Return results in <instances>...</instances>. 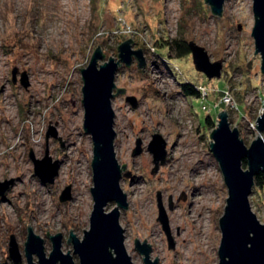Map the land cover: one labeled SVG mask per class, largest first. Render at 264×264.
Masks as SVG:
<instances>
[{
  "label": "rangeland",
  "instance_id": "rangeland-1",
  "mask_svg": "<svg viewBox=\"0 0 264 264\" xmlns=\"http://www.w3.org/2000/svg\"><path fill=\"white\" fill-rule=\"evenodd\" d=\"M222 7L218 16L204 0H0V182L14 179L0 199V264H13L11 236L21 256L18 264H27L28 224L43 239L47 255L52 243L46 231L60 232L62 251L71 253L69 229L80 239L82 229L89 228L93 143L83 132L79 68L98 45L105 61L117 59L118 45L128 38L134 49L143 50L146 66L138 68L133 59L128 67L120 64L115 75L116 88L137 98V106L123 94L114 95L111 103L114 152L129 175L120 181L128 203L119 216L126 251L133 264H145L134 240L145 239L151 244L149 260L157 257L156 264H218V222L228 193L209 150V134L217 113L225 110L230 127L239 130L248 147L263 136L250 124L256 123L264 102V75L251 36L252 0H225ZM181 35L205 49L211 62H222L221 77L208 79L198 72L191 54L175 58L167 45L154 47L159 37ZM23 73L27 87L19 81ZM183 82L207 85L205 110L199 98L182 94ZM227 94L228 105L222 99ZM207 113L214 125L204 124ZM50 126L57 137L47 139ZM154 133L166 141L167 155L151 172L147 145ZM137 140L141 149L134 155ZM46 149L52 160H60L52 184L38 178L29 157L41 159ZM67 185L71 196L61 202ZM158 195L173 247L157 220ZM249 203L264 224V186L254 184Z\"/></svg>",
  "mask_w": 264,
  "mask_h": 264
},
{
  "label": "water",
  "instance_id": "water-1",
  "mask_svg": "<svg viewBox=\"0 0 264 264\" xmlns=\"http://www.w3.org/2000/svg\"><path fill=\"white\" fill-rule=\"evenodd\" d=\"M209 5L212 14L221 16L225 0H204ZM252 13L255 18L251 32L254 39V54L260 56V71L264 75V0H252ZM189 52L192 63L198 72L208 79L221 77L222 62H211L208 53L194 41H189ZM253 54V55H254ZM99 45L94 49L88 64L80 70L82 78V108L83 132L88 134L93 143L91 159L92 186L90 187L93 200L92 211L89 216V228L78 239L69 229V238L66 243H72V252L62 251V234L50 235L48 231L51 250L44 252L43 239L32 232L30 225L27 227V237L24 242V255L27 264H75L73 255L77 256L78 264H133L124 244V231L119 222L120 212L127 209L126 193L120 186L121 178L129 176L125 171L126 165L119 164L114 152L115 112L112 109L114 95L123 94L124 99L135 108L138 104L133 95H126V89L115 86V75L120 64L127 66L135 59L138 68L146 65L145 55L141 48L134 49L133 41L128 38L117 47V59L109 57L106 61ZM251 61L246 63L250 68ZM12 81L16 82V71L12 72ZM22 86L27 87L25 73L19 78ZM115 91V92H114ZM262 112L256 119L255 126L262 137L251 141L247 147L242 138H239V130L230 127L227 112L217 113L219 118L214 129L209 134V150L217 160L220 171L223 174L228 196L225 201L223 213L218 222L220 227V243L218 246V264H264V224L256 213L251 210L249 197L255 184L254 177L264 172V102ZM57 137L55 129L49 127L46 138ZM139 140L133 148L134 155L140 153ZM147 150L152 154L154 172L159 164H164L167 151L166 141L158 133L152 134L147 145ZM29 157L33 163L34 173L42 182L52 184L58 174L60 160H52L48 149L43 158H36L31 153ZM246 161V167H243ZM12 180L0 182V196L12 185ZM71 196L69 185L60 193L58 199L61 202L68 201ZM112 209L106 210L108 205ZM157 220L161 223L168 239V246L173 247L170 238L168 219L161 206L160 197L157 198ZM135 248L143 255L145 264H156L157 257L149 260L151 244L146 240L141 243L136 238ZM8 256L13 264H18L21 256L18 245L13 236L8 242ZM32 254L37 256V262L32 261ZM6 264V263H5Z\"/></svg>",
  "mask_w": 264,
  "mask_h": 264
},
{
  "label": "trees",
  "instance_id": "trees-1",
  "mask_svg": "<svg viewBox=\"0 0 264 264\" xmlns=\"http://www.w3.org/2000/svg\"><path fill=\"white\" fill-rule=\"evenodd\" d=\"M188 40L184 38V36H179V37H173V38H168V37H159L155 40L154 47H160L167 45L168 46V53L169 56L171 57L174 56L175 58H182L184 56L190 55L189 52V45H188ZM152 48V50L154 49ZM196 84H192L189 82H183L181 84V91L183 95L189 96L191 98H199V92L197 90ZM204 124L208 125H214L213 123V118L209 113L206 114L205 116V122ZM243 166L246 167V161H243ZM255 184L257 186H264V172L260 173L258 175H255L254 177Z\"/></svg>",
  "mask_w": 264,
  "mask_h": 264
},
{
  "label": "built area",
  "instance_id": "built-area-1",
  "mask_svg": "<svg viewBox=\"0 0 264 264\" xmlns=\"http://www.w3.org/2000/svg\"><path fill=\"white\" fill-rule=\"evenodd\" d=\"M197 90H198L199 96H200L199 97L200 103L203 106L202 108L205 110L206 109V106H205L206 98L209 96L208 95V87H207L206 84L205 85L204 84H201V85H198L197 86ZM227 90H225L224 92L227 93L228 92ZM222 96H223L222 97L223 101H226V105L230 104V102H231L230 95L227 94L225 96L224 95H222ZM250 126H251L252 129H257L256 126H255V124H254V126H253V124H250Z\"/></svg>",
  "mask_w": 264,
  "mask_h": 264
},
{
  "label": "bare ground",
  "instance_id": "bare-ground-1",
  "mask_svg": "<svg viewBox=\"0 0 264 264\" xmlns=\"http://www.w3.org/2000/svg\"><path fill=\"white\" fill-rule=\"evenodd\" d=\"M198 173L199 172H196V177H197V175H198ZM205 175H206V172L204 171V177H205ZM5 197V194H3L2 196H0V199H2V198H4ZM208 198H209V196H207ZM196 261V260H195Z\"/></svg>",
  "mask_w": 264,
  "mask_h": 264
}]
</instances>
